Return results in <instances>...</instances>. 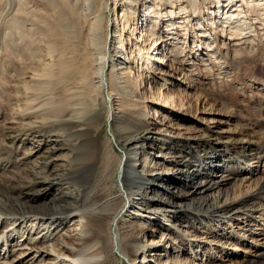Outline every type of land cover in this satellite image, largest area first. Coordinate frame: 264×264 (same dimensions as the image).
Listing matches in <instances>:
<instances>
[{"label":"bare ground","instance_id":"6f19581e","mask_svg":"<svg viewBox=\"0 0 264 264\" xmlns=\"http://www.w3.org/2000/svg\"><path fill=\"white\" fill-rule=\"evenodd\" d=\"M162 1L154 0L152 7L144 8L146 16L142 23L145 25L136 42L151 41L148 48H136V44H131L128 54L125 50L128 39L126 36H131L135 30V6L138 0H104L100 8H95V21L90 22L84 32L78 27L81 17L76 12L79 9L75 3L70 5L67 2L59 7L57 3L48 1L53 9H58L57 14L60 12L57 23H47L42 38L46 49L44 55H35L34 48L29 47V56L36 57L37 61L26 66L30 76L25 79L27 72H23L20 81L16 82L17 85L21 83V87L18 85L15 88V93L20 96L17 103L15 100L14 117L8 131L24 136L27 135L26 132L36 133V126L44 128L65 139L66 142H63L69 152H76L81 143L86 142L95 155L90 167L96 168L99 157L104 161L103 172H107V175L116 173L119 180L116 192L106 200L99 202L97 198H91L90 194L83 200L84 194L93 184V177L83 186L80 182L72 187L70 176L80 178L75 161L68 159L64 164L54 166L51 162L57 157L56 145L49 143L43 149V138L34 136L37 138L33 143L35 146L25 149L24 155L22 154L21 160L26 167L20 170L27 171L12 176L15 179L11 180L10 186H0V258L5 262H8L6 259L9 258L10 248L16 246L18 258L30 254L38 264H52L55 259L46 260L45 253H49L48 249L56 252L53 243L65 239L63 234L59 235V231L64 230L67 234L69 228L65 226L68 219L75 217L76 222L84 228L82 248L77 253H59L58 257L63 259L60 264H100L98 260L104 258V250L87 214L107 211V217L113 212L109 220L113 247L115 245L118 250L120 244L123 251L121 257L126 260V264H135L138 253H142L139 252V245L134 241L124 243L123 237L118 233L132 219L138 220L141 225L145 222L153 223L175 233L178 242L187 244L186 249L189 248L194 257L201 253L206 256L207 250H204L201 242L185 243L183 227H191L204 234L211 233L218 238L215 237L213 241L219 244L225 241L222 242V238H234L243 242L248 245L245 252L253 248L254 255H245L239 264H264L263 244L249 247L253 245L254 238L250 243L245 241L254 232L251 224L256 225L255 230H264V204L259 203V198L264 194V177L246 180L264 166V154L253 149V144L230 136L224 137L228 140H220L222 136L211 140L212 134L197 133L192 140L181 141L180 137L185 136V132L180 126L174 129L177 137H167L168 128L163 123L154 128L159 135L153 136L149 123L141 121L147 114L142 112L139 116L135 112L133 94L140 92L143 96L152 91L147 87L143 75L144 71L153 69V61L156 60L155 53L153 54L155 49L152 51L153 55L149 53L158 41L156 23L161 15L158 7ZM165 1L173 4L172 0ZM233 1L226 0L224 7L228 9L223 12L219 25L221 31L229 36L240 35L248 29V14H261L260 11L264 10L262 0H238V6L230 5ZM196 2L197 0H193L190 3V10L197 11ZM242 6L246 7V11H243ZM63 7L69 13H64ZM21 10L19 6L18 11ZM113 13L115 18L111 21ZM210 14H214V11L208 15ZM238 15L241 17L235 18ZM212 21L210 23L213 25ZM19 23L15 17L11 28L7 27L11 29L6 34L8 41H13L16 34H29L28 30L31 28L27 30ZM176 24L185 28V24L183 27L182 23L172 21L164 27L168 30ZM67 27H78L79 30L70 33ZM7 48L10 46L7 45ZM180 48L182 47L173 45L169 54ZM54 52H58V55L52 62L48 61L46 57H52ZM20 58L25 59L23 55ZM134 71L137 75L133 81L130 74ZM2 80L8 82L5 78ZM155 90L156 102L172 107H178L179 104V108L184 109L183 99L177 94L167 91L163 93L158 88ZM6 91L3 89L2 93ZM100 100H103L106 107V120L110 123L111 134V138L102 145H105L108 152L118 149L120 156L117 161H112L108 152L100 155L99 134L103 112ZM187 103L191 107V102ZM160 108L164 109V106ZM73 138L74 143L68 144L67 140ZM19 141L23 143L22 140ZM14 144L11 143L12 146ZM246 151L251 154H246ZM232 153L234 155L229 156ZM159 160L164 167H156ZM115 163L117 166L113 168ZM140 165L141 169L137 171ZM0 169H4V166L1 165ZM54 178L60 179L65 188H57L58 183L51 181ZM155 183L161 189L158 187L157 190ZM16 187L18 191L14 193L12 190ZM53 188H57L62 196L47 199L45 193ZM169 189H177L178 192L170 193ZM79 197L85 202L82 205L68 200ZM182 206H189L191 209L179 211ZM87 207L93 208L92 211H87ZM228 229L231 230L226 232ZM162 237H166V234L163 233ZM208 248L210 257L216 259L219 247L212 248L208 245ZM166 249L167 247L163 248L165 251ZM144 258L143 254L141 260ZM187 262L185 257L179 264H188Z\"/></svg>","mask_w":264,"mask_h":264},{"label":"rangeland","instance_id":"374dc122","mask_svg":"<svg viewBox=\"0 0 264 264\" xmlns=\"http://www.w3.org/2000/svg\"><path fill=\"white\" fill-rule=\"evenodd\" d=\"M48 1L57 3L59 7L67 2L70 5L75 3L79 9H76V12L81 17L78 27L83 29V32L87 31L90 22L95 21V8H100L104 2V0H0V166H4V169H0V186H10L11 180L15 179L12 176L18 175L19 172L27 171L20 170L26 167L21 160L22 154L24 155L25 149L35 146L33 143L37 138H43L42 140L45 142L43 143V149L48 147L49 143L56 145L57 150L55 155L57 157L56 160L51 162L54 166L64 164L65 160L68 159L75 161V167L78 170L77 174L80 178L70 176L72 178L70 179L72 187L80 184V182L83 186L88 179L93 177V184L84 194L83 200L90 194L91 198H97V201L101 202L116 192L119 176L116 173L107 175V172H103L104 161L99 157L96 160V168L95 166L90 167V164L95 160V155L91 153L88 143L82 142V145L77 148L76 152H69L63 142H66L65 139L57 137L56 133L49 132L44 128L41 129L36 126V133L26 132L27 135L24 136L12 134L8 131L10 121L14 117L15 100L17 103V99L20 96L15 93V88L18 85V87H21V83L19 82L17 85L16 82L20 81L21 73L23 72H27L25 75V79H27L26 77L30 75L26 66L37 61L36 57L29 56L31 53L29 47L34 48L33 53L35 55H44L46 49L44 39L42 38L47 29V23H57L56 19L60 12L57 14L58 9H53L48 4ZM237 1L234 0L230 5L237 4L238 6L240 2L237 3ZM191 2L193 0H172L173 4H171L163 0L158 7L161 12L156 23V37L158 41L149 53L151 55L155 53L156 60L153 61V69L151 71L146 70L147 72L144 71L143 75L144 81L148 84L147 87L152 91L151 94L146 93L143 96L140 92L133 94L132 100L136 104L135 112L139 113V116L142 112L147 114L145 118H138L143 122L147 121L149 123L153 129L151 131L154 133L153 136L159 135L154 128H158L160 123H163L168 128L167 137H177L174 129L180 126L183 128L182 131L185 132V136L180 137L181 141L192 140V137L194 138L197 133L212 134L211 140H214L217 136H222L220 140H228L224 137L230 136L231 138L253 144V149L255 148L258 152L260 151V154L262 153L261 155H263L264 10L260 11L261 14H248L246 16L248 29L240 35L229 36L223 33L219 26L220 18L224 16L223 12L228 9L224 7L227 4L226 0H219V3L218 0H197V11L189 9ZM261 2L264 3V0ZM152 4H154V0H138L135 6L136 15L134 17V19H137V24L134 26L135 30L132 35L126 36V39L128 38L125 45L127 54L130 51L131 44H136V48H148V43H151V41L139 43L136 41L141 34L140 30L145 25V23H142V20L145 22V9L152 7ZM19 6L22 8L21 11H18ZM184 7L188 8L184 10ZM217 7L219 8L217 9ZM242 8H244L243 11H246L245 6H242ZM212 11H214V14L208 15ZM63 12L69 13V10L63 7ZM15 17L18 18L19 24L23 25V28L27 30L28 28L31 29L28 30L29 34L21 36L16 34L13 41H8L6 34L11 29H7V27L11 28V22ZM238 17H241V15L235 16V18ZM114 18L113 13L110 16L111 21ZM170 21L180 22L183 27L185 24V28H180L176 24L166 30L164 26ZM211 21L214 22L213 25L210 23ZM78 27H67V30L73 33L79 30ZM7 45L10 46L9 49ZM173 45L181 46L182 48L173 54H169V50ZM154 49L155 52L152 54ZM18 55H23L25 59H21ZM57 55L58 52H54L52 57H45L48 61L52 62ZM135 71L130 74L133 81L137 75ZM3 78L8 80V82H4ZM157 88L163 93L167 91L168 93L177 94L181 100L183 99L184 109H180L179 104H177L178 107H172L170 105H163L159 101L156 102L154 97L156 98L157 96L155 90ZM3 89L7 91L2 93ZM142 98L145 100H142ZM187 102H191V107ZM160 106H164V109H161ZM100 107L103 109L99 134V151L101 155L108 152V149L102 144L111 138V134L109 131L110 123L106 120L107 111L103 100H100ZM9 134L10 138H8ZM34 136L37 138H34ZM26 138L27 140L24 141ZM19 140H22L23 143ZM74 141L75 138L67 140V143H74ZM13 142L15 143L14 146L11 145ZM258 146L259 148H257ZM114 150L115 152H108L109 157H111L112 161H117L120 153L117 148ZM246 154L249 155L251 153L246 151ZM233 155L232 153L229 156ZM227 156L228 154L226 158ZM158 162L157 168L164 167V164L162 165L160 160ZM116 166L115 163L113 168H116ZM140 169L141 165L137 168V171H140ZM256 173L246 178V180L250 181L260 176L264 177V166H261ZM59 180L58 178H54L51 181L58 183L57 188H65V184ZM154 185L157 190L161 189L156 183ZM57 188L46 192L45 197L47 199L61 197L62 194L60 191H57ZM12 191L14 193L17 192L18 187ZM169 192L177 194L178 190L169 189ZM81 198L68 200L82 205L85 202L81 201ZM259 199L261 200H259V203L263 202L264 204V194ZM34 204L37 205L36 202ZM116 208L115 206V211ZM92 209L86 208L87 211H92ZM184 209L191 208L189 206L179 207V211ZM106 212L87 214V218L92 221L93 224L91 223V225L94 226L97 238L104 250V258L99 259L98 263L126 264V260L121 257L123 251L120 244L118 245V250L115 245L113 247L112 234L110 232L111 224L109 222L113 212L109 213L108 217L106 216ZM76 220L75 217L68 219V223L65 226L69 228L67 234H65L64 230L59 231V235L63 234L62 236L65 239L64 241L56 240L53 243L56 252H51L48 249L49 253H45L46 260L48 258L51 260L55 259L51 262L52 264H60L62 262L63 259L58 257L59 253L68 254V251L73 253L81 251V238H83L82 232L84 228ZM251 225H253L252 230L254 232L252 237L248 236V238H245V241L250 243L251 239L254 238L253 245L249 247L258 244H263L264 246V230H255L256 225ZM183 229H185L186 234L184 236L185 243L188 241L194 242V244L201 242L202 246L205 247L204 250H207L205 252L207 253L206 256L205 254L202 256L201 253V256L197 255V257H194L191 255L190 249H186L187 244L183 245L178 242V238H175V233L173 234L171 231L159 228V226L153 223L145 222L141 225L138 220L132 219L126 222L125 226H122L118 233L123 237L124 243L134 241L136 245L141 247L139 252L142 253H138L135 264H179L180 260L185 257L188 259V264H239L245 255H250V257L254 255L253 248L247 249L246 253L245 247L248 245H244L243 242H239L234 238H222L220 240L222 242L225 240V243L219 244L217 242V244L216 241H213L216 236L211 233L204 234V232L191 227H183ZM230 230L228 229L226 232ZM163 233L166 234V237H162ZM215 239L218 238L216 237ZM90 243L92 244V242ZM228 243L230 244L228 245ZM208 245L212 248L219 247L217 249L218 252H216L218 256L216 259L213 256L210 257L211 253L208 251ZM181 246L184 248H181ZM14 247L10 248L9 258L7 257L6 259L8 262L0 258V264H38L30 254L18 258V247ZM164 247H167L166 251L163 250ZM143 254L145 258L141 260ZM91 264L95 263L91 262Z\"/></svg>","mask_w":264,"mask_h":264}]
</instances>
